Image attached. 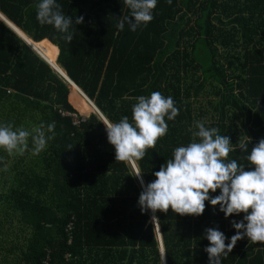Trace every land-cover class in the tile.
Wrapping results in <instances>:
<instances>
[{"label":"trees","instance_id":"16d2710c","mask_svg":"<svg viewBox=\"0 0 264 264\" xmlns=\"http://www.w3.org/2000/svg\"><path fill=\"white\" fill-rule=\"evenodd\" d=\"M38 2L0 0V13L108 123L123 116L132 122L138 96L158 91L173 98L179 115L165 117L167 134L143 159L132 160L145 184L175 148L198 141L192 135L197 122L229 136L235 149L229 160L250 165L241 157L264 139V0H157L153 20L135 32L127 23L122 31L116 27L130 15L124 0H57L73 22L84 18L73 24L71 43L37 21ZM19 42L0 21V108L9 102V113L29 118L2 124L31 131L54 122L55 136L39 155L29 138L23 157H31L30 167L13 176L3 196V215L15 214L29 231L22 258L12 264H163L152 213L142 214L138 205L142 188L130 162L115 160L99 116L24 43L19 50ZM16 99L21 107L12 109ZM71 105L89 115L79 116ZM60 113L83 120L74 126ZM242 139L248 152L236 146ZM205 205L199 217L171 208L155 213L165 264H208L206 228H218L230 242L236 233L230 221L244 214L225 218L219 205ZM237 252L234 247L221 264H243L250 251L236 262Z\"/></svg>","mask_w":264,"mask_h":264},{"label":"clouds","instance_id":"9594fccd","mask_svg":"<svg viewBox=\"0 0 264 264\" xmlns=\"http://www.w3.org/2000/svg\"><path fill=\"white\" fill-rule=\"evenodd\" d=\"M131 10L130 15L119 19L116 27L123 30L125 24L132 32L146 27L153 20V10L157 0H124ZM171 4V0H168ZM36 19L41 25H49L60 33V39L71 43L73 24L84 22L79 16L73 22L57 3V0H39L36 4ZM132 106V122L123 116L119 122L107 123L108 142L115 148L116 161L141 160L148 149H154L157 141L168 132V121L179 115L171 96L165 97L160 92L150 96H138ZM198 131L192 133L198 137L187 146L173 150L172 158L153 173L156 179L145 184L143 173L139 170L133 176L138 179L142 191L138 205L141 213L151 211L152 220H157L155 213L172 212L180 216L199 217L205 211V202L211 206L219 205V211L225 218L243 213V219L231 220L236 233L228 237L218 230L209 227L204 236L209 246L204 248L208 254V264H221L232 252L237 242L245 237L252 243H264V139L251 148L245 158L252 166L238 164L235 159L229 160V153L234 151L229 136L220 135L219 129L206 127L197 122ZM55 123L29 131L23 127H14L12 123L0 124V149L9 155L23 156L29 150V138L32 143V154L39 155L46 150L48 142L55 136ZM236 146L241 152H248V142L239 141ZM219 195L214 197L210 193Z\"/></svg>","mask_w":264,"mask_h":264},{"label":"crops","instance_id":"0c3cea01","mask_svg":"<svg viewBox=\"0 0 264 264\" xmlns=\"http://www.w3.org/2000/svg\"><path fill=\"white\" fill-rule=\"evenodd\" d=\"M0 21L8 29H10L16 35V37H18L21 40V42H19V44H18V49L19 50H22V46L25 44L26 47H27V50H30L31 52L35 53L39 58H41L36 53L35 50H32L31 49V46H29V44L27 43V41H25L24 39H22L18 34H16L14 32L13 28L14 29H18L19 31H21V30L18 27L14 26L10 21H8L1 13H0ZM25 36L28 37L27 35H25ZM28 39L31 40L33 43H36L30 37H28ZM43 41H48L49 42L48 39H44ZM43 41H41V42H43ZM57 52L59 53L58 49H57ZM58 53H57V56H58ZM6 94H7V96H10L11 95V94H8L7 92H6ZM20 102H21V100L16 99V102L14 103L15 105H13L12 109H14V108L19 109L21 107V103ZM2 105H3V107L0 108V124H2L3 121L6 122V121H10V120H14V119L18 118V114H11V113H9V109L10 108H8V107L11 105L9 102H4V103H2ZM18 119H19V121L20 120H29V118H27V119L26 118H21L20 119V117ZM244 140L245 139H242V141H244ZM245 157H246V155L243 156V157H241L243 159V161H244L243 164H249V162L246 161V158ZM246 167L247 168H250L251 165H246ZM7 216L8 215H3V219L5 220V222L7 220V218H6ZM1 224L2 223L0 222V233H2V235L3 234H7L8 236H10V234H9L10 233V230H7L5 233H3V231H2V226L3 225L1 226ZM20 228H21V226H20ZM3 241L4 240L2 239V242ZM25 244L26 243L21 244V245H15V246H11L9 248H7V247H5L4 245L1 244L2 246L0 247V263H2V264H12L13 262L20 261V258H22V247L24 248V245ZM238 244L240 246H238ZM20 247H21V249L19 251V248ZM235 248L241 249V252L240 253L237 252L235 254L237 256L236 262H238L241 259L240 256H241L242 253H245L246 254L247 251H250V254H248L247 257L243 260V264H264V243H255L254 244L250 240H241L240 242H237V244L235 245Z\"/></svg>","mask_w":264,"mask_h":264},{"label":"rangeland","instance_id":"374dc122","mask_svg":"<svg viewBox=\"0 0 264 264\" xmlns=\"http://www.w3.org/2000/svg\"><path fill=\"white\" fill-rule=\"evenodd\" d=\"M69 98L70 97H68V102L70 103L71 101L69 100ZM81 99L85 102L82 97ZM76 112L79 116L81 115L83 117L89 115V113L81 114L77 110ZM21 158H23V161H21ZM30 161V156L26 158L18 154L9 155L6 151L0 149V222L2 223L1 226L3 225V233H5L7 230H10V236H8L7 234L2 235V233H0V247L4 245L5 247L9 248L11 246L24 244L26 238L29 235V231L24 233V231L21 230L20 222H18V216H16L15 214H9L5 222V220L3 219V208H5L3 196L6 193L9 185L11 184L13 176L15 174H22V172L27 171L30 167ZM2 239L4 240L3 242Z\"/></svg>","mask_w":264,"mask_h":264},{"label":"water","instance_id":"95a60500","mask_svg":"<svg viewBox=\"0 0 264 264\" xmlns=\"http://www.w3.org/2000/svg\"><path fill=\"white\" fill-rule=\"evenodd\" d=\"M13 30H14V32L16 33V34H18L22 39H24L25 41H26V39L25 38H23V36H21L18 32H16V30L13 28ZM28 43V42H27ZM29 44V43H28ZM29 46H31L30 44H29ZM31 49H32V46H31ZM32 50H35V49H32ZM36 51V50H35ZM36 53H37V51H36ZM41 58H42V60L53 70V72L59 77V78H61L65 83H66V85L69 87V89H70V91H72V88H71V84H72V86L77 90V91H79L80 93H81V91L77 88V87H75V85L71 82V81H69V79L66 77V75L57 67V66H53L52 64H50L49 62H48V60H46L45 58H43L39 53H37ZM82 94V93H81ZM82 96L83 97H85L83 94H82ZM86 98V97H85ZM87 99V98H86ZM88 100V99H87ZM89 101V100H88ZM90 102V101H89ZM91 103V102H90ZM93 105V104H92ZM93 107V109H94V111H92V114H97L98 116H99V118L102 120V122L104 123V125L105 124H107L108 122L106 121V119L102 116V114H100L99 112H98V110L94 107V105L92 106ZM106 126V125H105ZM130 162V164H131V166H132V168L134 169V171H135V173L137 172V169H136V167H135V165L133 164V161L132 160H130L129 161ZM153 215V214H152ZM153 223H154V225H155V229H156V232H157V236H158V239H159V243H160V252H161V257H162V260H163V264H165V262H164V255H163V249H162V244H161V239H160V233H159V229H158V226H157V222H156V220L155 221H153Z\"/></svg>","mask_w":264,"mask_h":264},{"label":"bare ground","instance_id":"6f19581e","mask_svg":"<svg viewBox=\"0 0 264 264\" xmlns=\"http://www.w3.org/2000/svg\"><path fill=\"white\" fill-rule=\"evenodd\" d=\"M16 30V32H18L21 36H23V38H25L26 39V41L28 42V40H27V38H26V36L21 32V31H19L18 29H15ZM29 43V42H28ZM30 44V43H29ZM32 46V45H31ZM32 49H33V47H32ZM37 51V50H36ZM37 53H39L38 51H37ZM40 54V53H39ZM41 55V54H40ZM42 56V55H41ZM43 57V56H42ZM44 58V57H43ZM46 59V58H45ZM47 60V59H46ZM49 62V61H48ZM50 63V62H49ZM71 86V88L72 89H74L78 94H79V96L80 97H82L84 100H85V102L93 109V105H92V103H90L85 97H83L82 96V94L79 92V91H77L73 86H72V84L70 85ZM76 87V86H75ZM94 110V109H93Z\"/></svg>","mask_w":264,"mask_h":264},{"label":"built area","instance_id":"2783aa9c","mask_svg":"<svg viewBox=\"0 0 264 264\" xmlns=\"http://www.w3.org/2000/svg\"><path fill=\"white\" fill-rule=\"evenodd\" d=\"M8 93V92H7ZM62 116H66V117H71L72 118V124L74 125V126H78L79 125V123H80V121H82L83 119H79V117L78 116H76V115H73V114H68V113H60Z\"/></svg>","mask_w":264,"mask_h":264}]
</instances>
